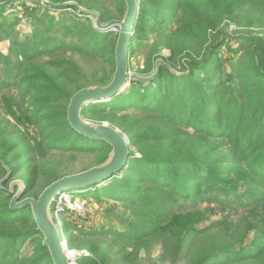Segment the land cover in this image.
I'll use <instances>...</instances> for the list:
<instances>
[{"label":"trees","instance_id":"1","mask_svg":"<svg viewBox=\"0 0 264 264\" xmlns=\"http://www.w3.org/2000/svg\"><path fill=\"white\" fill-rule=\"evenodd\" d=\"M11 1L0 0V7ZM44 1L52 8L75 1L108 22L97 0ZM114 1L122 19L124 2ZM138 1L129 66L135 45L151 38L144 68L135 74L151 75L157 61L164 64L153 80L132 82L112 100L83 110L86 120L119 128L139 155L106 186L90 188L84 195L96 201L128 202L134 222L127 225L138 230L104 233L115 238L112 245H88L91 255L83 256L80 264H135L152 240H161L162 259L169 257L172 264H264V0ZM48 21L55 20L49 15ZM63 21L66 24L59 21L61 33L81 42L59 41L56 29L48 28L45 50L31 40L14 41L11 54L16 60L1 56L7 78H0V98L4 91L17 95L14 103L5 95L3 106L18 129H10L11 123L4 120L7 115L0 113V181L5 180L1 188L9 190L13 181L20 180L24 189L19 200L37 199L62 178L57 172L60 161L53 160L52 153H93L99 165L112 151L106 143L77 133L67 120L70 99L86 88L79 71L69 63L63 70L52 68L39 59L58 43L59 49L106 59L115 71L118 33L111 41L113 32L96 30L93 20H74L72 26L62 25ZM13 29L12 23H0L1 32L9 37ZM231 41L239 42L238 48H232ZM224 46L236 55L233 72L223 66V59L232 62L221 55ZM160 51L166 53L165 59L158 58ZM113 73L94 85L106 84ZM27 125L35 126L37 136L28 132ZM224 137L234 150L219 151V139ZM13 190L16 194L19 186ZM11 199L0 190V264H53L31 208L11 209ZM169 200L171 207L163 204ZM201 202L217 203L221 212L233 215L241 210L242 217L235 221L233 215H222L201 228L211 219L210 211L199 208ZM211 231L220 233L212 238L213 248L207 249L205 242L196 248V241ZM33 237L35 255L19 254L21 244ZM121 242L131 252L113 262L111 250ZM69 245L73 247L71 241Z\"/></svg>","mask_w":264,"mask_h":264},{"label":"rangeland","instance_id":"2","mask_svg":"<svg viewBox=\"0 0 264 264\" xmlns=\"http://www.w3.org/2000/svg\"><path fill=\"white\" fill-rule=\"evenodd\" d=\"M99 11L104 15L105 21L110 20H121V15L119 14L120 5L114 0H97ZM75 2V1H68ZM67 3V2H66ZM77 3V2H75ZM79 4V3H77ZM80 5V4H79ZM84 7V5H81ZM86 8V7H84ZM0 23L6 22L8 24H13V32L9 37L3 34L0 30V78L5 80L7 78L6 73L4 72L5 66L1 61V56H11L13 60H16V56L11 54V49L13 42H26L31 40L33 43L36 42L39 44L41 49H44V40L45 32H50L48 28L56 29L55 36L60 40L69 41L74 40L75 42H81V40L74 39L67 32L61 33L60 20H65L66 24L72 26L74 20L92 21L93 17L90 15H85L80 13L77 9L70 6H56L54 8L49 7L44 0H14L11 1L6 7H0ZM51 15L55 21L52 24L48 21V16ZM63 21L62 25H66ZM59 25V26H58ZM61 25V26H62ZM58 26V27H56ZM113 35L110 36V40L115 37L116 32L112 31ZM113 40V39H112ZM111 40V41H112ZM151 38L149 43H137L136 53L130 59V68L133 73H138L144 68L145 57L148 53V49L152 42ZM54 43H50L48 46H53ZM239 42L231 41L229 45L236 49L239 46ZM57 46H54L53 49L48 52H45L44 55L40 57L39 60H42L43 63L50 64L53 68L66 69L65 63H69L76 70L79 71V79L82 85L85 87L97 84L111 75L114 70L113 67L109 65L106 59H101L90 55L89 53H83L79 51H73L72 49H59ZM55 47H57L55 49ZM162 51V50H161ZM160 51V52H161ZM165 52H161L159 59H165L167 55ZM221 55L228 57L232 60L223 59V66L229 70L228 72H233L232 63H234L235 53L228 52L227 48L224 46L221 50ZM175 66V65H173ZM157 76V75H156ZM226 86H230V83H226ZM8 96L11 101L17 102L18 98L14 90L4 91L0 98V113L7 115V111L4 109L3 101L4 96ZM105 103V102H100ZM4 120L11 123V128L18 129L15 120H13L8 115L4 117ZM100 123V122H99ZM107 123L114 127L115 125L109 122ZM28 126V132L32 136H37L36 128L32 125ZM117 128V127H116ZM119 129V128H117ZM191 129V128H190ZM120 130V129H119ZM120 132H122L120 130ZM123 133V132H122ZM126 135L125 133H123ZM126 137H128L126 135ZM235 145L231 142L229 138H220L219 139V151L228 152L234 150ZM53 160H59L60 165L58 167V175L60 177L71 176L75 174L82 173L86 170L91 169L96 166L99 158L93 153L86 152H75V153H61L54 152L52 153ZM109 182H106L103 185L96 186L94 189H99L101 186H106ZM91 189L83 190H74L67 192L68 198L67 201L63 200L57 203L54 202L53 208L57 210L59 216L57 217V223L61 227L62 236L66 242L67 254L69 257H74V253H80V257L75 264H80L83 256H90L91 253L87 251V246L91 245L92 247L99 246L100 248H108L112 245V240L115 239L112 236H103L107 232H136L137 227L133 225H127V222H134L133 208L128 204V202H117L109 199H101L96 201L93 197L85 196L84 194L90 192ZM18 191L16 190L15 193ZM59 202V203H58ZM183 200H179L178 203L183 205ZM78 204L82 210L74 208ZM167 207L173 206V201H165L163 203ZM191 205V204H188ZM198 206V205H197ZM189 207V206H187ZM199 208L201 210L207 209L210 211L208 214L211 216L210 221L206 222L201 228L205 226H210L212 223L217 222L222 219V215H233V212L225 211L221 212L220 207L217 203L209 204L208 202L199 203ZM223 208V207H221ZM242 217L241 210L238 213L233 215L231 220H239ZM65 226V227H63ZM69 226L70 233L66 234V229ZM91 234V235H90ZM206 239H198L196 241V248L200 246L201 243L206 244L207 249H212L216 244V240H213V236L220 234L216 231H211L208 233ZM86 240V241H85ZM73 247L69 245V242ZM36 237L30 238L21 244L19 248V254L25 255L29 258H32L36 253ZM1 251V249H0ZM131 252V249H128L124 243H119V245L111 250L110 257L111 261L115 262L121 260L127 254ZM200 252V249L196 251ZM95 254V253H94ZM163 248L161 240H152L148 243V246L140 252L139 258L135 264H172V261L169 257L166 260H163ZM181 264V263H177Z\"/></svg>","mask_w":264,"mask_h":264},{"label":"water","instance_id":"3","mask_svg":"<svg viewBox=\"0 0 264 264\" xmlns=\"http://www.w3.org/2000/svg\"><path fill=\"white\" fill-rule=\"evenodd\" d=\"M124 14L121 20L102 22L100 13L95 10L84 8L75 2L57 4L55 6H70L85 15L93 17L96 30L101 32L118 29V38L115 46L114 61L115 71L110 80L103 85H94L83 88L76 92L70 99L67 107V120L77 133L95 141H102L112 149L109 157L101 164L92 167L82 173L65 176L47 186L41 195L35 198L21 199L24 185L20 180L13 181L9 190H0L12 197L11 209L30 207L37 230L44 237L42 245L48 249L53 264H75L80 253H74L71 258L67 254L66 242L62 236L61 227L53 217V204L56 198L64 193L74 190L90 189L109 182L116 175L121 174L128 168L131 160L139 155L133 152L129 138L119 129L107 124L91 122L83 117V110L90 104L108 102L126 91L132 82H149L153 80L161 64L156 63V71L148 76H140L133 73L129 66V49L133 38L134 27L137 21L139 1L123 0ZM173 71V70H172ZM19 190L14 194V186Z\"/></svg>","mask_w":264,"mask_h":264},{"label":"built area","instance_id":"4","mask_svg":"<svg viewBox=\"0 0 264 264\" xmlns=\"http://www.w3.org/2000/svg\"><path fill=\"white\" fill-rule=\"evenodd\" d=\"M80 13H81V12H80ZM114 32L118 33V29H115ZM67 199H69V198H68V194H67V192H64V193L60 194V195L56 198L55 202L57 203V200H58L59 202H61V201H63V200L67 201ZM59 202H58V203H59ZM74 208L79 209V210H82V208H81L78 204H76V206H75ZM58 216H59L58 211H57V210L55 211V210L53 209V217H54V219H55L56 221H57V217H58Z\"/></svg>","mask_w":264,"mask_h":264},{"label":"bare ground","instance_id":"5","mask_svg":"<svg viewBox=\"0 0 264 264\" xmlns=\"http://www.w3.org/2000/svg\"><path fill=\"white\" fill-rule=\"evenodd\" d=\"M73 258V257H72Z\"/></svg>","mask_w":264,"mask_h":264}]
</instances>
